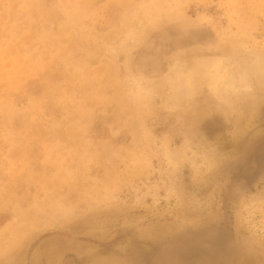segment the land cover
Wrapping results in <instances>:
<instances>
[{"label":"rangeland","instance_id":"obj_1","mask_svg":"<svg viewBox=\"0 0 264 264\" xmlns=\"http://www.w3.org/2000/svg\"><path fill=\"white\" fill-rule=\"evenodd\" d=\"M0 264H264V0H0Z\"/></svg>","mask_w":264,"mask_h":264}]
</instances>
